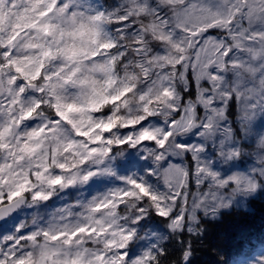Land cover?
Wrapping results in <instances>:
<instances>
[{
  "label": "snow or ice",
  "instance_id": "obj_1",
  "mask_svg": "<svg viewBox=\"0 0 264 264\" xmlns=\"http://www.w3.org/2000/svg\"><path fill=\"white\" fill-rule=\"evenodd\" d=\"M72 3L0 0V220L29 201H48L61 187L85 186L94 177L115 175L109 163L114 159V145L154 141L158 147L145 151L153 160L151 175L164 190L146 177L124 176L120 178L122 187L57 208L47 220L34 216L27 234H21L26 227L22 222L16 233L0 238V264H37L38 253L42 257L39 264H48L52 253L42 250L46 240L63 242L64 254L58 264H163L166 250L159 245L129 259L126 249L137 235L132 223L155 208L177 230L189 219H197L198 208L214 211L224 206L219 192L230 182L236 185L233 192L256 186L252 175L236 173L223 178L210 161L201 159L204 144H182L178 137L198 127L201 138L210 139L221 132L220 156L227 160L238 155L234 146L226 143L232 128L222 122L233 97L240 101L245 122L257 109H264V52L252 51L264 41V0H123L113 13L97 12L90 17L122 25L100 45L101 50L92 52V58L112 57L118 75L126 68L134 70L133 74L142 71L145 83L143 89L139 83L124 86L100 103L88 105L101 118L89 131L75 127L74 115L83 112L84 105L66 91L69 85L79 90L90 84L87 77L76 79L86 50L61 45L57 38ZM96 31L99 36V25ZM181 34L190 47L187 55L174 60L168 52L180 48L176 37ZM59 36H63L62 29ZM234 38L243 46H234ZM177 78L181 87L173 89L170 85ZM193 80L195 98L185 101L181 88L190 87ZM157 81L163 93L176 101L168 109L162 133L143 126L146 118L141 117L139 121L128 119L123 127L136 125L138 130L120 135L119 106L127 104L134 93L143 101ZM105 83L108 88L113 86L111 79ZM96 129L102 133L92 142L85 140ZM65 133L70 140H84L87 154L78 160L69 157L71 163L42 164L39 153L44 142ZM72 148L69 143L65 151ZM188 151L195 160L194 172L187 162L165 165L170 156L183 157ZM260 159L264 161V156ZM259 172L264 176V168ZM193 177L198 189L205 180L211 185L203 196L198 192L189 206ZM189 255L185 250L182 259Z\"/></svg>",
  "mask_w": 264,
  "mask_h": 264
},
{
  "label": "rangeland",
  "instance_id": "obj_2",
  "mask_svg": "<svg viewBox=\"0 0 264 264\" xmlns=\"http://www.w3.org/2000/svg\"><path fill=\"white\" fill-rule=\"evenodd\" d=\"M82 3L86 4L91 9H96L90 0H82ZM123 0H113V3L107 4L110 6L109 10L120 8ZM107 7V8H108ZM122 25L116 24V29ZM211 34L215 35L216 32ZM191 85L190 87H192ZM183 90H187L189 87H182ZM181 88V90H182ZM195 94L191 98H195L196 95V85L194 84ZM187 95V94H186ZM185 99V98H184ZM189 98L185 99L187 101ZM231 100L227 104L228 105ZM234 108L235 122L234 125L227 116L226 110V121L227 126L232 128V136L226 141L229 146L243 145L246 148H250L253 145L259 144L261 138V133L264 132V111H260L257 116L253 117L251 120L245 122L241 112V104L238 98H235ZM103 109L102 111H106ZM201 113L203 109H200ZM141 124L145 127L152 126L153 124L157 126H165V121H163L159 116H152L146 118ZM30 126H32L30 124ZM134 130H138V126H128L126 128L119 129L120 135H131ZM202 131L201 128H196L191 130L186 135H181L178 137V142L182 144L192 145L202 143L204 144V151L201 154L202 160H208L211 162L212 169L219 172L223 178H227L230 175L236 173H243L246 175H252L259 181V186L257 189H241L239 191L233 192L236 187L235 182L232 181L229 185L224 186L220 189L219 195L223 197L225 201L228 202L227 206L216 207L213 211L211 208L205 210L204 208H198L196 215L197 219L195 221H189L181 226L177 230H173L169 225L171 221L165 217L163 222H151L148 220L147 214L140 219L138 222L132 223V227L137 229V235L130 242L129 247L126 249L128 252L129 259H134L142 255L145 251L153 246L159 245L160 242L166 240L169 236L172 238H178L179 233L187 230L188 232H193V234L198 231V226L202 221H208L211 218L218 217L220 212L223 210H229L232 208H246L250 207L249 199L257 196L261 187L264 186V176L259 172V169L264 168V161L260 159L261 155L257 152H248L238 158H229L225 160L219 154V142L223 139V134L217 132L212 138H201L199 133ZM107 135V134H106ZM158 145L154 141H142L139 145L133 146L131 144L127 145H114L112 155L114 157L111 160L110 166L113 168L115 175H101L94 177L85 186H75L70 187L66 190L58 192L56 195L51 197L48 201H44L38 205H22L13 214H11L6 221L0 223V238L7 234L16 233L18 226L22 222H26V227L23 233L27 234L32 228L31 220L34 216H39L43 220L50 218L51 214L60 207L68 204H75L78 200H87L93 195L106 192L110 188L122 187L124 181L121 177L124 176H140L146 177L150 183L157 185L160 190H164L162 183H157V178L151 175V171L154 168L153 160L147 155L145 149L147 148H157ZM169 162L182 163L187 162V164L193 169H195V160L193 159L191 152L188 151L183 157H169L165 161V165ZM211 185L210 180H205L203 184L198 186L195 183L194 177L189 183V206H191L193 197L199 192L201 196L209 192ZM215 191V189H212ZM30 199V197H29ZM156 213H158L155 208H153ZM192 231H189V229ZM186 250L190 251L188 248ZM191 256L190 255L188 257ZM187 260H181V263L189 264ZM238 264H264V248L251 259Z\"/></svg>",
  "mask_w": 264,
  "mask_h": 264
},
{
  "label": "clouds",
  "instance_id": "obj_3",
  "mask_svg": "<svg viewBox=\"0 0 264 264\" xmlns=\"http://www.w3.org/2000/svg\"><path fill=\"white\" fill-rule=\"evenodd\" d=\"M115 10L116 9H91L86 4L82 3V0H73V3L66 9L67 21L62 23L57 30V38H59L61 45L86 50L82 51V56L86 57V59L83 64L80 65V71L77 73L76 79L79 80L80 78L87 77L90 84L87 88L79 90L69 85L66 90L68 96L77 98L79 102L84 105L83 112L74 115V119L77 121L75 127L81 129V131H89L94 127L95 123L101 119L95 116L94 111L90 110L88 105L92 102L100 103L105 99V96L116 94L124 86L130 87L139 83L143 89L145 83L142 71H135V74H133L134 70L126 68L118 75L112 57L101 55L99 58H92L91 56L92 52L101 50L100 45L108 40L109 35L114 33L110 31V26L112 25L110 21H93L90 20V17L96 16L97 12L109 14L113 13ZM97 25H99V36L96 31ZM60 29L63 30L62 37L59 36ZM48 39L53 40V37L50 36ZM234 39L236 40L234 46H243L239 38ZM176 42L180 44V48H171L168 52V56L174 58V60H179L181 56L188 54L190 44L186 38L182 37V34L176 37ZM252 51L257 53L264 52V41L261 42V47L259 49H253ZM130 60H132L131 57ZM72 67L75 68L76 65ZM149 67H155V65L150 64ZM244 67L247 69L248 65H244ZM259 70V68L255 69V71ZM109 79L113 81V86L111 88H108L105 83V81ZM170 87L179 89L181 87V82L177 78ZM96 89H98V91H96ZM175 102L173 97H169L163 93V86L157 81L155 86L151 89V95L146 96L143 101L139 100L137 93H134L127 104H121L119 106L121 108L120 127L123 128L128 119L139 121L141 117L147 118L149 114L152 116H159L165 121L168 116L169 107ZM260 111H264V109H257L254 113V117L257 116ZM152 128L161 133L163 131L162 126H157L155 124L152 125ZM101 133L102 129H96L89 137H85V140L92 142L93 138ZM261 140H264V132L261 133L258 146L253 145L250 148H246L243 145L235 146L234 151L238 153V155L234 158H238L248 152H257L260 153L261 156H264V145L261 144ZM44 143L45 147H42L39 153L42 164L52 163L53 161L58 163L65 160L71 163V160L68 159L69 157L73 160H78L80 155L87 154L84 140H70L66 133L63 134L61 138H49ZM69 143L73 145V148L65 151ZM77 153H79V155H77ZM49 154H51L50 159H46V157H49ZM84 171L86 170L81 169L82 173ZM49 175H51V173H49ZM65 175H70V173L65 172ZM253 183L256 186L252 188V190H255L259 186L258 179L255 178ZM66 189L68 188L61 187L55 191L54 195ZM42 202L44 201H29L27 204L38 205ZM223 204L227 206L228 202L224 200ZM75 226L74 224L73 227ZM53 230H56L55 225H53ZM64 248L63 242H49L46 240L45 244L42 246V250H47L52 253V255L48 257V264H58V261L63 258ZM41 259L42 257L38 253L37 264H39Z\"/></svg>",
  "mask_w": 264,
  "mask_h": 264
},
{
  "label": "trees",
  "instance_id": "obj_4",
  "mask_svg": "<svg viewBox=\"0 0 264 264\" xmlns=\"http://www.w3.org/2000/svg\"><path fill=\"white\" fill-rule=\"evenodd\" d=\"M90 1L100 10H109L110 6L107 4L113 3V0ZM115 30L113 23L110 31ZM194 84L193 80L192 87L187 90L182 88L183 98L193 97ZM233 101L235 97L228 105L227 116L235 125L236 110ZM249 203L248 209L236 207L223 210L218 217L202 221L194 234L184 230L179 233L178 238L169 236L160 242L159 246L166 250L163 264H184L181 260L186 248L191 252L188 257L189 264H238L259 254L264 248V186L256 197L249 199ZM147 217L151 222L160 223L165 220V217L156 213L153 208L149 209Z\"/></svg>",
  "mask_w": 264,
  "mask_h": 264
},
{
  "label": "water",
  "instance_id": "obj_5",
  "mask_svg": "<svg viewBox=\"0 0 264 264\" xmlns=\"http://www.w3.org/2000/svg\"><path fill=\"white\" fill-rule=\"evenodd\" d=\"M16 210H17V209H16ZM16 210H14L11 214H13ZM11 214H10V215H11ZM10 215H9V216H10ZM9 216H7V217H5L4 219L0 220V223H2L3 221H5Z\"/></svg>",
  "mask_w": 264,
  "mask_h": 264
}]
</instances>
